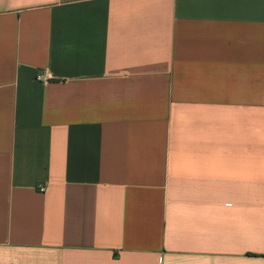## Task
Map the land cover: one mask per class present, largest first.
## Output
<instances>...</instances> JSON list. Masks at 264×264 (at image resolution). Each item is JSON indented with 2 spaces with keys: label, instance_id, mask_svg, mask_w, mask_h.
<instances>
[{
  "label": "crops",
  "instance_id": "obj_1",
  "mask_svg": "<svg viewBox=\"0 0 264 264\" xmlns=\"http://www.w3.org/2000/svg\"><path fill=\"white\" fill-rule=\"evenodd\" d=\"M0 264H264V0H0Z\"/></svg>",
  "mask_w": 264,
  "mask_h": 264
},
{
  "label": "built area",
  "instance_id": "obj_2",
  "mask_svg": "<svg viewBox=\"0 0 264 264\" xmlns=\"http://www.w3.org/2000/svg\"><path fill=\"white\" fill-rule=\"evenodd\" d=\"M38 189H39L40 192H45L46 191V187L44 185H40Z\"/></svg>",
  "mask_w": 264,
  "mask_h": 264
}]
</instances>
